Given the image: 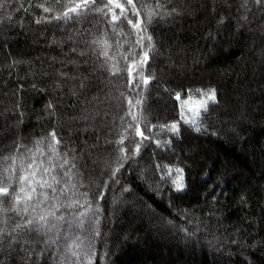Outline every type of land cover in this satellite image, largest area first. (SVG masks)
Here are the masks:
<instances>
[{"label": "trees", "instance_id": "trees-1", "mask_svg": "<svg viewBox=\"0 0 264 264\" xmlns=\"http://www.w3.org/2000/svg\"><path fill=\"white\" fill-rule=\"evenodd\" d=\"M77 2L0 8V159L55 132L88 196L78 197L83 207L66 206L71 192L29 202L26 213L5 198L0 229L15 235L18 223L51 212L64 225L91 205L92 264H264V3L161 0L151 41L137 44L127 21L113 29L111 14L55 19ZM212 90L215 102L194 123L181 118L179 100L201 102ZM22 243L0 252V264H18Z\"/></svg>", "mask_w": 264, "mask_h": 264}, {"label": "snow or ice", "instance_id": "snow-or-ice-1", "mask_svg": "<svg viewBox=\"0 0 264 264\" xmlns=\"http://www.w3.org/2000/svg\"><path fill=\"white\" fill-rule=\"evenodd\" d=\"M7 0H0V8H3ZM54 4L62 5V0H53ZM257 3H264V0H257ZM154 4V7H153ZM43 7L44 12H49L52 9L50 7L40 5ZM66 10L57 15L55 19H72L74 16H84L95 13L99 17L107 19L111 14V25L113 29L117 27V22H120V26H123V22L127 21L128 25H131L132 29L136 31L138 39L137 44H143L145 40L151 41V37L146 35L148 24L153 20L161 16L160 9L164 7L161 0H80L77 3H69L63 5ZM114 9H119L117 14ZM174 11V10H173ZM131 13V16H129ZM141 13H143V19H141ZM135 18V22L133 20ZM39 22V21H38ZM123 34V33H121ZM131 55V53H130ZM107 56V53H105ZM148 52H145L142 60H136L134 65L129 66V76L132 75V71L135 68H139L141 65L146 64L148 61ZM124 59H127L125 57ZM121 69L115 68L113 75L119 72ZM139 75V73H138ZM143 83L147 85L149 83L148 77L143 78ZM200 95V93H197ZM205 99L201 101L200 111L206 108L207 102H215V91L212 90L209 93L204 94ZM177 99H180L178 96ZM131 103V102H130ZM143 118V117H141ZM181 118L184 119L183 112ZM133 119H136L133 114ZM187 123H194V121H186ZM132 127V125H129ZM171 131L178 132L177 124L171 125ZM51 140L47 137L35 142L32 148H28L26 145L18 146L17 151L21 152L22 158H15V154L9 155L0 159V205L5 203V198H12L15 205H19L22 202L20 194L16 193V188L10 181L15 176L16 183L20 184L19 193L24 194L23 199L28 202L38 201L41 204L47 203L50 200L59 201L61 197H67L71 192V203L66 206L83 207L78 197H87V192H79V188L83 186L82 179H79V172L73 171L76 169V161L73 157L71 160L66 157L68 153H61L59 145L61 141L57 139L56 133L49 134ZM136 135L141 136L142 140H147L149 137L145 136L143 132L136 127ZM123 145L124 141L118 142ZM140 145H137V151H139ZM40 157L44 159L41 160ZM59 157V159H57ZM126 158V157H125ZM10 162V163H9ZM122 166V165H121ZM15 169V171H13ZM23 171V175L20 172ZM119 168L113 172V177ZM67 178V179H65ZM71 182L70 187L68 182ZM58 185H64L63 187H57ZM108 185H105L107 187ZM179 187V185H178ZM86 202V201H85ZM55 207V205H53ZM5 211L17 212L16 207L5 209ZM27 209H25V213ZM99 209L92 210L91 205H88L87 210L79 213L78 217L68 222L67 229L64 233H59L58 223L65 221L64 216H57L55 212L49 213V216H40L38 220L28 219L24 223H18L14 229L15 235L9 236L5 230L0 229V246L7 243L8 246L14 247L16 244L23 242L27 244L29 242L30 234L35 232L41 235H47L53 231L57 232L56 238H51L46 241V246L56 243L62 235L67 236L69 230L79 228L81 235L76 236V247L80 248L79 253H74L77 258L83 256L88 257L87 264H92L91 257L94 255L93 240L95 235H98V230L95 228V224L98 223ZM55 221V222H54ZM85 225L87 227L85 228Z\"/></svg>", "mask_w": 264, "mask_h": 264}, {"label": "rangeland", "instance_id": "rangeland-1", "mask_svg": "<svg viewBox=\"0 0 264 264\" xmlns=\"http://www.w3.org/2000/svg\"><path fill=\"white\" fill-rule=\"evenodd\" d=\"M179 103L181 105L183 114H184V120L188 121L192 119L191 117L196 114L201 106L200 101H194L191 99H187L186 101H180ZM15 158H22L20 152H14ZM41 160H43V157H40ZM10 163V162H9ZM15 171V169H13ZM21 175H23V171L20 172ZM13 183L14 186H16L18 189H20L21 185L16 183L15 176H13L12 180L10 181ZM22 198L21 204H19V207L21 210L26 208V205L29 204L28 201L23 199L22 193H19ZM79 214H69L67 215L69 218L66 220V223L64 225L58 224V231L59 233H64L67 229L68 222L74 220L76 217H78ZM87 225H85V228ZM96 227V224H95ZM37 233L34 232L35 240L37 241L36 244L38 245V250L36 251V263H40L41 257H44L46 255H50L49 260L47 261V264H87L88 257L83 256L82 258H77L74 253H79L80 248L76 247V244L78 241H76V236L81 235V230L79 228L69 230L67 233V236H61L59 239H57L56 243L51 244L50 246H46V241L51 238H56L57 232L53 231L51 233H48L47 235H36ZM30 245L27 243L26 245L22 243L21 247L18 250L19 257L17 256L15 262H18V264H32L30 260L32 259V255L34 253V247H28ZM10 249L7 243L3 244V246H0V252L6 251Z\"/></svg>", "mask_w": 264, "mask_h": 264}]
</instances>
